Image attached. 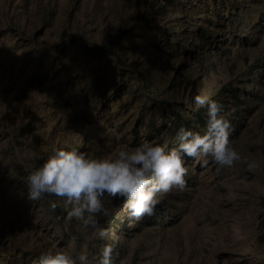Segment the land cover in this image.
<instances>
[{
    "label": "rangeland",
    "instance_id": "rangeland-1",
    "mask_svg": "<svg viewBox=\"0 0 264 264\" xmlns=\"http://www.w3.org/2000/svg\"><path fill=\"white\" fill-rule=\"evenodd\" d=\"M196 95L224 103L255 168L186 157L154 214L106 194L99 227L66 198H28V169L58 148L171 149L181 126L203 131ZM108 246L113 264H264V0H0V264L60 248L99 264Z\"/></svg>",
    "mask_w": 264,
    "mask_h": 264
},
{
    "label": "clouds",
    "instance_id": "clouds-1",
    "mask_svg": "<svg viewBox=\"0 0 264 264\" xmlns=\"http://www.w3.org/2000/svg\"><path fill=\"white\" fill-rule=\"evenodd\" d=\"M199 106H207L208 120L203 131L181 126L176 135L178 146L145 140L135 146L122 145L117 151L93 155L79 148H58L38 166L28 169V198L39 200L47 195L66 198L71 205L69 217L79 219L83 225L99 227L98 216H108L106 194L120 198L129 216L138 218L155 213L161 194L174 187H183L188 172L186 157L210 155L221 168L245 162L251 168L256 161L246 158L230 140L232 123L225 115L222 101L206 95H196ZM53 202L51 207L56 208ZM105 233L100 231V235ZM112 248L102 252L99 264H113ZM85 264L86 257L78 258L66 248L50 249L34 264Z\"/></svg>",
    "mask_w": 264,
    "mask_h": 264
}]
</instances>
